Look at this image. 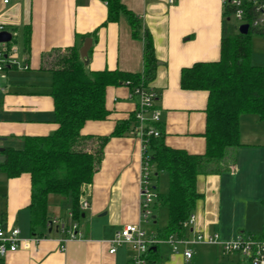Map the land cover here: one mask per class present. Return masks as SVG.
Listing matches in <instances>:
<instances>
[{"label":"crops","instance_id":"1","mask_svg":"<svg viewBox=\"0 0 264 264\" xmlns=\"http://www.w3.org/2000/svg\"><path fill=\"white\" fill-rule=\"evenodd\" d=\"M121 1L139 19L137 38L133 36L126 13H121L115 21H108L109 9L103 0H10L8 4L0 0V24L12 33L10 42L16 49L18 61L17 67L7 70L5 89L0 92V149L21 148L23 138L48 136L58 129L54 99L50 95L53 76L44 68V54L72 47L80 49L90 38L92 46L87 66L91 70L140 73L144 70V36L149 33L157 59L156 75L150 85L158 92L155 107L160 112L162 139L173 149L196 155L206 153L209 94L204 90L183 89L181 75L184 68L195 63L220 59L224 0ZM27 29L30 30L29 47ZM254 57L253 64L257 63L256 55ZM106 104L111 111L108 118L87 122L82 130L84 135L110 136L117 123L129 119L137 107L126 85L108 87ZM253 116L264 120L256 114L242 115V145L229 149L227 156L230 154V157L211 163L212 172L202 173L197 178L200 198L192 213L195 221L186 227L192 257L187 260L182 253H173L170 245L162 244L158 247L161 264H198L202 255H209L220 264V258L225 255L220 243L198 240L199 235L218 234L220 241H230L239 233L254 235L263 231L264 189H241L238 179L242 171L248 174L253 164L263 161L256 157L263 156L264 144L246 140L242 130L243 118L254 122L256 117ZM151 152L149 147L148 154ZM3 161L1 155L0 163ZM140 166V139L131 132L111 135L100 167L92 183L85 187L83 197L89 207L80 222L84 238H67L60 225L68 226L72 222L69 217L71 198L52 194L48 207L52 230L49 226L46 237L8 254L0 264H128L133 256L130 245L109 253L110 241L116 233L129 224L140 225L148 233L156 232L168 222L167 218L164 224H159L157 214L152 219L155 227L143 221ZM155 171L154 168L153 173ZM163 178L166 182L160 187ZM154 185L157 192L166 193L168 174L161 172L154 178ZM243 190L247 194L244 200L241 198ZM31 196L29 174L12 178L0 169V223L18 227L25 239L33 236ZM249 207L253 208L254 216L257 211L255 217L248 214ZM229 263L239 264L232 259Z\"/></svg>","mask_w":264,"mask_h":264},{"label":"trees","instance_id":"2","mask_svg":"<svg viewBox=\"0 0 264 264\" xmlns=\"http://www.w3.org/2000/svg\"><path fill=\"white\" fill-rule=\"evenodd\" d=\"M108 21H115L126 13L133 28V36L139 37V19L128 11L121 0H107ZM233 8L224 6V29L221 55L218 61L198 62L184 68L181 86L186 90L207 91V151L204 155L190 154L185 150L165 145L159 124L160 136L151 137L150 161L155 168L156 179L166 172L168 191L158 192L153 208L163 207L168 212V222L155 232L160 239L170 236L187 238L184 223L190 218L200 198L196 182L200 174L212 172L211 163L227 156L231 148L242 145L240 117L256 114L264 119V66L251 60V43L254 35L264 30L249 29L247 34H230L228 23ZM30 30L25 31L29 47ZM144 70L128 73L120 70H91L81 58L78 47L58 49L43 55L44 68L51 71L53 79L50 95L54 99V115L58 129L48 136L23 138L21 148L5 147L0 155L4 161L0 169L10 177L29 174L32 196L29 205L30 227L33 236L48 234L51 217L48 215L49 196L71 198L73 220L80 223L84 211L80 199L85 187L92 183L104 155V147L110 136H123L136 124L135 113L129 119L119 121L110 136L84 135L82 130L89 121L108 118L107 89L126 85L129 89L150 84L156 75L157 59L149 33L144 36ZM13 42H10L11 46ZM9 67H6V71ZM129 82V83H127ZM156 188V186H155ZM157 191V190H156ZM264 239L262 232L254 234ZM162 245V244H160ZM156 245L149 250V260L160 263Z\"/></svg>","mask_w":264,"mask_h":264},{"label":"built area","instance_id":"3","mask_svg":"<svg viewBox=\"0 0 264 264\" xmlns=\"http://www.w3.org/2000/svg\"><path fill=\"white\" fill-rule=\"evenodd\" d=\"M108 5L107 0H103ZM10 0H3L8 4ZM173 2V0H170ZM230 5L233 8V16L242 24H248L249 29L264 30V0H224V6ZM6 31L5 26L0 24V32ZM10 42H0V92L4 91L3 80L7 78L6 67H17L18 61L15 56L16 49L9 45ZM27 67V66H25ZM129 83V82H127ZM130 97L136 101L135 119L136 124L131 133L141 141V166H140V212L143 221L149 223L153 219L154 203L158 198V192L154 185L153 165L148 155L149 140L151 137H159L160 112L155 107L158 92L150 84H140L130 89ZM80 206L83 211L89 207V202L83 196L80 199ZM72 222L66 226L61 224L60 228L66 232L68 239H82L80 223L73 220L72 211L69 213ZM195 216L184 223L185 227L193 224ZM57 222V221H54ZM53 224V222H52ZM46 236H32L29 239L21 237L18 227H10L0 223V260L8 254L20 248H28L31 242H38ZM198 240L208 243H220L223 253H240L248 264H264V239H258L252 234L239 233L235 239L220 241L219 235H199ZM63 241H67L64 239ZM160 244L171 246L173 253H182L189 260L192 257V250L189 247L191 241L188 238H177L170 236L167 239H160L155 232H146L140 225H126L116 233L110 241L109 253L114 254L118 247L130 245L133 256L128 264H150L149 250L151 247Z\"/></svg>","mask_w":264,"mask_h":264},{"label":"rangeland","instance_id":"4","mask_svg":"<svg viewBox=\"0 0 264 264\" xmlns=\"http://www.w3.org/2000/svg\"><path fill=\"white\" fill-rule=\"evenodd\" d=\"M240 25H241L240 21H238L232 15L230 20H229V23H228L229 33L230 34L239 33V26ZM251 48H252L251 49V60H253V62L256 61V59L254 57V55H256L257 63H254V64L264 66V33L257 34V35L253 36ZM6 75H7V72H6ZM4 80H3V83H4ZM246 115H250V114H246ZM243 117H245V116H243ZM253 117H256L254 122H248L243 118L242 130H243V133H245V136H246L245 138H246V140L249 138L254 143L264 144V120H262V121L258 120L257 116H253ZM255 155H257V154H255ZM227 157H230V154H228ZM253 157L255 158L254 155H253ZM261 158L263 161L262 162L258 161V163H255V165L253 164V166H252L253 168H251L252 170H250L248 172V174H246L244 171H242V173L239 174L238 179L240 182L241 189L246 188V187L247 188L249 187L248 188L249 190H254L255 188L264 189V154L262 157L257 155L256 160L261 159ZM0 159H1V155H0ZM165 182H166V179H164V178L161 179V186L160 187H162V185L164 186ZM161 191H162V188H161ZM245 195H247V194L243 190L242 191V197H241L242 200H244ZM243 204H244V202H243ZM152 209H153V213H154L153 216L155 214L158 215L159 224H164L166 222V219L168 218L167 210H165V209L161 210L160 207H159V209L158 208L154 209L152 207ZM246 210H247V208H246ZM252 210H253V208L249 207L248 214L250 216H254L252 213L253 212ZM258 214H259V212H258ZM256 215H257V211L255 213V216ZM150 226H152V227L156 226V224L154 223V220L150 221ZM245 232H247V231H245ZM231 259L235 263L248 264L247 259L243 255H241L240 253H237V252L230 253L228 255H226V254L223 255L220 258L219 262H220V264H230L229 261ZM215 261L216 260L212 259L209 255H202L199 258L198 264H217Z\"/></svg>","mask_w":264,"mask_h":264},{"label":"water","instance_id":"5","mask_svg":"<svg viewBox=\"0 0 264 264\" xmlns=\"http://www.w3.org/2000/svg\"><path fill=\"white\" fill-rule=\"evenodd\" d=\"M249 32V25L248 24H242L239 26V33L240 34H247ZM12 40V33L9 31H1L0 32V42H10ZM92 46V39L87 38L82 45V47L79 49L81 58L84 60L85 64L88 65V53L90 51V48ZM3 150V149H0ZM50 224V230H52V220L49 222Z\"/></svg>","mask_w":264,"mask_h":264}]
</instances>
